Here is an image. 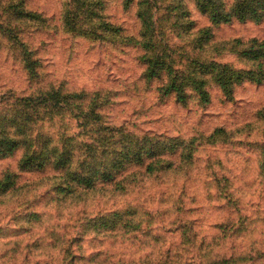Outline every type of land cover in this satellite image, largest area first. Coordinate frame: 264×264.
Listing matches in <instances>:
<instances>
[{
  "label": "rangeland",
  "instance_id": "374dc122",
  "mask_svg": "<svg viewBox=\"0 0 264 264\" xmlns=\"http://www.w3.org/2000/svg\"><path fill=\"white\" fill-rule=\"evenodd\" d=\"M209 27L195 0H0V97L29 120L0 101L21 137L0 159V264H264V17Z\"/></svg>",
  "mask_w": 264,
  "mask_h": 264
},
{
  "label": "trees",
  "instance_id": "16d2710c",
  "mask_svg": "<svg viewBox=\"0 0 264 264\" xmlns=\"http://www.w3.org/2000/svg\"><path fill=\"white\" fill-rule=\"evenodd\" d=\"M195 5H196L197 10L200 13L207 15V18H208L209 23H210V27L208 28V30L210 32L212 31V27H217V26L222 25V24H229L232 21L243 23V22L250 21V20L258 21L261 17H264V13H261V9H264V0H195ZM254 41L255 42L253 43L252 47H257L261 44V42H257L256 40H254ZM191 61L193 63H195V65L198 62L196 60H191ZM146 64L148 65L147 69L151 71L153 66H154L153 63L151 61L147 60ZM209 66L217 67V65H215L213 62L209 61L207 63L200 64L198 66L199 67L198 70L200 72V69H202V67L207 68ZM28 71H29V69H28ZM217 73H221V71H217ZM153 76L154 75L149 74L148 77H153ZM190 80H191L190 86L193 87L195 89V91H197L199 98L202 100L201 104H205L206 102H208L209 96H208V93H206L207 90L204 88V86H205L204 83L202 84L201 81H197V77L190 78ZM174 82H175V80L168 86V88L165 89V91L175 93L176 102L184 104V105L187 104L189 96H188V93L185 89L186 85H184L182 83L183 81H181V80L178 81L177 85H173ZM217 82L219 84H221V83L223 84L222 86L220 85V87H225V85H227L228 90L232 91V86L234 84L233 79H230L229 77H227L226 81H225V80H223V78H221L219 76V77H217ZM0 101H5V102L10 101L9 107H11L13 109L14 114L20 115L19 116L20 122H22V124L29 122L27 115L21 114V110L19 109L20 107L18 105L19 103L26 101V99L25 100L21 99V98L16 99L14 97L7 98V96H1ZM60 104L61 103L59 101L55 102L56 106H58ZM54 110H59V108H55ZM19 124L15 123V122H13V123L6 122L4 124V128H6V126H8L9 130H8V132H3L2 134H0V159L11 155L13 153V151L15 149H17L19 145H21L20 144L21 143V137H19L18 135L16 136V131L19 128ZM219 131L224 133L222 128H216L212 134V137H214V135L217 134ZM109 133H111V132H109ZM116 133H117V131H116ZM22 134H24V132H22ZM119 134H120V136L127 137L126 138L127 143L129 141H131L133 138H135V136H136L130 132H128V133L119 132ZM143 137L145 139L148 138L147 135H144ZM178 146L181 147L184 151L185 149H189L191 145L189 143L186 145L184 142H179V143H176L173 146V148L178 147ZM132 150L133 149L128 146V148L122 152L121 157L114 158L113 163H111L112 165L110 164V167L105 172V175L108 176V180H112L116 176L115 174L112 173L113 168H123L124 164L126 162H134L137 160L136 157H132V154H133ZM156 150H158V149L157 148L153 149V151L151 152V155L150 154L147 155L146 154L147 151L144 149V151L139 152V155H142V154L145 155L146 154L145 155L146 158L155 157L157 155ZM186 154H187V152H186ZM146 158H144V159H146ZM142 159H139V160H142ZM45 166H46V164L43 163L42 161L36 163V161H33L32 159H27L24 156H22L18 161V167L21 170H23V169H29L30 170V169L42 168ZM60 168H61L60 173H64V172L69 170L70 165L69 164H62V165H60ZM88 168H89V170L84 173L85 177H84V181L82 180V182L85 185H88V186H86V187H88L87 189H90L95 184L94 176H96L95 175L96 173H95V169H93L92 166H88ZM69 176H71V177H69L70 182H77V184H80L81 179L79 177L82 176V174L73 176L71 173V175H69ZM114 215L116 217L117 215H121V213H114ZM121 217L122 216H120L119 218H121ZM120 226L122 227V225H120ZM113 227H116L115 222L111 225V228H113ZM137 227H138V225H136V224L131 225V228H133L134 230ZM223 261H224V263H226L228 261V259H225ZM214 264H215V262H214Z\"/></svg>",
  "mask_w": 264,
  "mask_h": 264
}]
</instances>
